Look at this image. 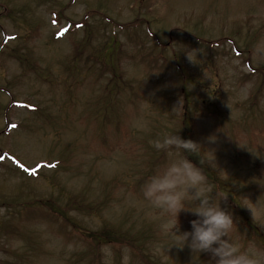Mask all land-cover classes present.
<instances>
[{"label":"rangeland","instance_id":"374dc122","mask_svg":"<svg viewBox=\"0 0 264 264\" xmlns=\"http://www.w3.org/2000/svg\"><path fill=\"white\" fill-rule=\"evenodd\" d=\"M258 45L264 0H0V264H206L170 247L142 193L169 159L151 141L177 129L215 150L230 237L262 248ZM103 228L128 239L92 244Z\"/></svg>","mask_w":264,"mask_h":264},{"label":"clouds","instance_id":"9594fccd","mask_svg":"<svg viewBox=\"0 0 264 264\" xmlns=\"http://www.w3.org/2000/svg\"><path fill=\"white\" fill-rule=\"evenodd\" d=\"M186 56L195 62L197 52L187 50ZM177 130L164 133L151 141L152 146L165 152L169 159L145 180L142 187L145 200L165 216L160 228L171 241L170 247L187 246L197 259L200 253H208L206 264H264V248L254 243L241 245L229 235L233 228V216L220 206V201L226 199L227 195L208 183L204 171L205 165L217 170V173L223 170L218 168L215 150L203 146L199 141L182 138ZM208 140L214 141L215 137L210 136ZM188 155L198 156L199 166L188 159ZM213 190L215 196L211 195ZM187 203L193 206L186 207ZM246 207L253 216V210ZM182 210L195 216L189 221L190 230H180L178 216Z\"/></svg>","mask_w":264,"mask_h":264},{"label":"trees","instance_id":"16d2710c","mask_svg":"<svg viewBox=\"0 0 264 264\" xmlns=\"http://www.w3.org/2000/svg\"><path fill=\"white\" fill-rule=\"evenodd\" d=\"M140 2L142 0H139ZM115 43V39L113 38L112 41L110 42V45L106 48L107 50V54H106V58L107 59H110L111 57V54H113L115 52V45H113ZM105 59V57L103 58ZM188 159H191L193 160L194 163H197V165L199 166L198 164V156L196 155H188L187 157ZM204 171L206 173V176L208 178V183L214 187V189L218 190L220 193H223L224 194V184L223 182H219L218 180H220L217 176H216V173L214 172V170L210 167H208L207 165L204 166ZM218 179V180H217ZM230 189V188H229ZM231 198L233 199V197L231 196ZM228 201V200H227ZM229 202V201H228ZM53 206L56 207V208H59V205H60V202L57 201L56 204H54L55 202L53 201ZM90 206H93L92 204L89 203ZM231 206L233 207V209L237 213H240L242 214V210L240 208L237 207V203L232 201L231 203ZM61 210H63L64 208L60 207ZM240 217V216H239ZM241 220L244 222L245 226L248 228V231L251 235L253 234H258L260 237L261 235L259 234L258 232V228L257 226H255L243 213L242 217H240ZM72 220V219H71ZM71 223H74L73 226H76L75 222H71ZM115 231V230H114ZM87 235V234H86ZM90 237V241L92 244L94 243H97V246L100 244V243H107V244H110V243H122L124 241H126L128 238L125 237L124 235H121V234H115L110 228H103L99 231H96V232H92L89 234ZM261 240H262V243H261V247L264 248V237L262 236L261 237ZM89 246H90V242H89ZM94 256V259H97V257L95 255ZM137 256V255H136ZM142 260H140L143 264H159L158 261L154 260L153 258H151L148 254L146 255H143L141 257ZM100 261V260H99ZM94 264V263H93Z\"/></svg>","mask_w":264,"mask_h":264},{"label":"snow or ice","instance_id":"6c2138e0","mask_svg":"<svg viewBox=\"0 0 264 264\" xmlns=\"http://www.w3.org/2000/svg\"><path fill=\"white\" fill-rule=\"evenodd\" d=\"M21 167H23V165H21Z\"/></svg>","mask_w":264,"mask_h":264}]
</instances>
